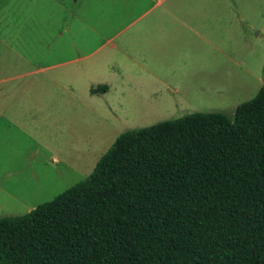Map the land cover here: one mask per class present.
Returning <instances> with one entry per match:
<instances>
[{
	"label": "trees",
	"instance_id": "1",
	"mask_svg": "<svg viewBox=\"0 0 264 264\" xmlns=\"http://www.w3.org/2000/svg\"><path fill=\"white\" fill-rule=\"evenodd\" d=\"M0 264H264V83L232 115L121 132L86 178L0 217Z\"/></svg>",
	"mask_w": 264,
	"mask_h": 264
},
{
	"label": "crops",
	"instance_id": "2",
	"mask_svg": "<svg viewBox=\"0 0 264 264\" xmlns=\"http://www.w3.org/2000/svg\"><path fill=\"white\" fill-rule=\"evenodd\" d=\"M66 1L0 0V177L35 176L36 162H41L42 167L68 162L66 159L76 164L81 144L65 137L67 128L79 124H59L58 114L64 107L80 112L84 93L92 96L110 90L106 82L78 91L63 83L61 74L53 73L69 60L45 61L54 44L49 18H66ZM71 1L74 13H70L75 18L81 16L85 3H91V22L81 21L80 27L87 45L95 46L98 40L102 43L96 48L111 44L110 65H119L117 56L127 59L131 72L160 82L172 79L167 75H173L180 58L191 62L195 56L221 60L229 57L228 48L235 49L237 42L241 45L248 41V31L241 25L246 18L228 10L227 0ZM228 16L241 27L232 28ZM64 31L61 29L58 36ZM40 56L42 59L35 60ZM167 88L177 91L174 86ZM63 141L69 142L65 153ZM78 141L82 143L81 137ZM22 193L27 192L23 188L18 192L7 190L1 185L0 204L33 207Z\"/></svg>",
	"mask_w": 264,
	"mask_h": 264
},
{
	"label": "rangeland",
	"instance_id": "3",
	"mask_svg": "<svg viewBox=\"0 0 264 264\" xmlns=\"http://www.w3.org/2000/svg\"><path fill=\"white\" fill-rule=\"evenodd\" d=\"M65 6L66 18H49L50 36L54 44L50 53L46 54L45 61L69 60L67 64L54 69L53 73L61 74L63 83L71 84L78 91L84 92L88 85L94 87L97 83L106 82L110 90L92 96L84 93L80 112L75 113L70 107H64L62 114H58L59 124H79L67 128L65 137V140L68 138L72 143L81 144L82 153L76 164H69L70 160L66 159L68 162L55 163L56 167H42L41 162H36L35 176L0 177V186L3 185L7 190L18 192L23 188L27 193L21 195L33 206L26 208L21 204L8 207L1 203L0 216L27 213L86 178L121 132L191 112H222L232 115L235 108L253 98L264 83V0H227L228 10L232 9L246 18L241 25L248 31L247 42L241 45L237 42L235 49L226 50L231 58L221 57V60H216L195 56L193 62L180 58L173 75H167L172 79L161 82L147 78L143 73L131 72L127 59L117 56L119 65H110L111 44L104 43L99 48L96 46L102 40H98L95 46L94 43L86 44L80 27L81 21L91 22L90 2L83 5V13L78 18L71 15L74 13L71 0H67ZM229 19L232 28H239L234 18L228 16ZM61 29L65 31L58 36ZM37 59H42V56L35 57ZM167 86H174L177 91L172 92ZM76 135L81 137L82 143H79ZM62 146L64 153L69 150V142L63 141ZM45 158L46 154L43 155Z\"/></svg>",
	"mask_w": 264,
	"mask_h": 264
}]
</instances>
